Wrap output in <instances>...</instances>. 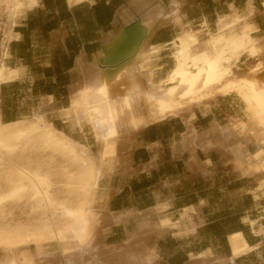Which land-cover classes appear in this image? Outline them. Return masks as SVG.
<instances>
[{
    "label": "crops",
    "instance_id": "crops-1",
    "mask_svg": "<svg viewBox=\"0 0 264 264\" xmlns=\"http://www.w3.org/2000/svg\"><path fill=\"white\" fill-rule=\"evenodd\" d=\"M0 1L5 2H0V63L4 62L7 77H14L0 84V123L41 114L70 137L78 135L79 139L72 138L88 145L91 152L94 145L87 143L88 126H75L64 115L71 87L84 79V67L102 58L103 44L124 22L131 19L125 27L137 22L145 8L157 0H83L77 4L35 0L34 7L28 0ZM16 2L22 6L12 12ZM246 3L187 0L180 11L183 21L200 38L204 34L200 33L201 23L213 29L217 17L229 14L230 5L243 14ZM252 6L249 21L257 30L254 37L263 45L262 0H253ZM176 28L159 29L148 41L152 47L164 46L153 57L156 78L171 58L170 42L177 36ZM218 97L223 103L214 100ZM209 105L206 110L195 109L190 123L170 117L136 132L128 167L120 173H105L99 182L94 208L103 214L95 226L96 247L109 253L124 247L128 235L140 232L142 226L169 218L178 230L147 234L143 229L136 240V245L146 246L156 264H264V196L255 192V176L241 174L221 151L220 128L233 117L245 120V107L235 94L217 95ZM191 127L210 134L201 141L192 137L184 141ZM87 136L94 139L91 132ZM250 146L249 152L255 153ZM108 195L105 202L102 198ZM164 205L166 208L157 213L156 208ZM230 240L241 241L249 251L234 256ZM44 251L54 253L48 247Z\"/></svg>",
    "mask_w": 264,
    "mask_h": 264
},
{
    "label": "bare ground",
    "instance_id": "bare-ground-1",
    "mask_svg": "<svg viewBox=\"0 0 264 264\" xmlns=\"http://www.w3.org/2000/svg\"><path fill=\"white\" fill-rule=\"evenodd\" d=\"M28 1L31 7L36 4L35 0ZM81 1L83 0H68L69 4ZM186 1L157 0L153 6L145 8L133 26L125 27L131 19L125 21V25L103 44L102 58L85 65L84 79L71 87L70 105L68 104L69 108L64 111V115L75 126L89 127L99 145L97 156L90 152L88 145L58 130L41 114H33L28 119L13 123H0V160L18 150L22 144L24 147L27 143L30 145L31 142H37L42 148L67 153L80 165L78 168L82 169L81 178L77 182V203L74 207H59L61 214L67 219L63 229L52 226L45 229V232L29 233L28 240L27 237L19 236L0 237V264H156L147 253L146 246L136 245V240L143 229L147 230V234L178 230L176 223L169 218H157L147 226H142L140 232L128 235L124 247L109 253L104 252V247H96L98 242L94 245L95 226L99 214H103L94 208L99 182L105 173H120L128 167L133 138L140 128L170 117H180L190 123L195 117L194 110H206L211 99L217 95L235 94L245 107V120L239 121L233 117L230 124L220 128L223 135L221 151L228 157L224 158L231 160L241 174L255 176L258 183L255 192L261 191L264 196V59L248 67L241 75L233 70L236 61L245 54L254 58L264 57V46L254 37L257 30L249 21L252 12L245 9L240 14L230 5L229 14L216 18L215 30H210L205 22L201 23L200 26L206 33L205 38L200 40L197 38L198 32H194L182 19L180 10ZM19 3L16 2L12 12L21 8ZM262 6L264 8V0ZM167 26H177L180 29V33L170 44L174 66L163 79L155 82L156 75L152 66L155 47L149 46L148 41L157 30ZM3 65L2 61L0 84L14 78L7 77ZM209 134L210 131H196L191 127L183 139L188 142L192 137L201 141ZM250 145L256 147L255 153L249 152ZM28 178L32 187L28 186V190L33 189L48 203L45 179L38 174L28 175ZM27 179L25 177L26 181ZM18 186L12 184L8 192L5 191L7 194L0 200V210L4 207L2 205H6L3 204L4 201L14 203L16 199H22L21 193L25 196L26 192H21ZM257 196L254 193L253 197L258 198ZM108 198L109 195L102 199L106 202ZM43 200L40 201L43 203ZM49 206L50 204L47 207ZM165 208V205L158 207L156 212L160 213ZM120 216L117 218L120 219ZM47 240L56 243V253L47 254L43 251L42 243ZM31 244L35 246L33 253L29 250ZM230 246L234 250V256L249 251L241 241L230 240ZM242 246L244 248L237 251Z\"/></svg>",
    "mask_w": 264,
    "mask_h": 264
},
{
    "label": "rangeland",
    "instance_id": "rangeland-1",
    "mask_svg": "<svg viewBox=\"0 0 264 264\" xmlns=\"http://www.w3.org/2000/svg\"><path fill=\"white\" fill-rule=\"evenodd\" d=\"M251 6H252V0H247L246 9H249L253 14V6L252 7ZM178 29L179 28L175 29L177 33L176 35L180 33V29L179 30ZM215 29H216V24L214 23L213 29H210V30H215ZM200 32L201 33L204 32L203 29ZM205 33L206 32H204V34L200 38L198 37L197 38L200 40L204 39ZM263 46H264V43H263ZM162 48H164V46L155 47L154 56L157 55L156 53L157 52L159 53L162 50ZM171 56H172V52L170 53V57ZM249 57H252V56H248L245 54L241 56L240 59H238L239 61L238 60L236 61L235 63L236 65L234 64L233 70L236 72L237 75L243 74L245 71H247V69L254 66L257 63V61L264 59V57H258V58L252 57L253 59ZM173 66H174V63L171 57L170 59H168L167 66L165 67V69H163L162 74L157 75L155 82H159L161 79H163ZM153 70L155 72L156 68L153 67ZM222 99H223L222 97H218V98H215L214 100H216V102L219 104V103H223ZM239 106L242 109L244 108L243 105H239ZM242 116L244 117V113H242ZM241 120L243 119L241 118ZM89 132L91 131L89 127H87L85 129L87 143L89 145H92V144L94 145L91 149V152L94 156H97L99 152V145L97 144L95 139H91L89 136H87ZM72 137L79 139L78 138L79 136L76 134H72ZM42 147L43 146H41L37 142H31L30 145L27 143V145L25 144L24 147L22 144L19 146L18 150L13 152L14 155H12L13 153L12 154L10 153V155L9 154L5 155V157L8 158V160L6 158H4L3 160H0L1 161L0 162V193L2 195L4 194L3 197L0 194V200H2V198L6 196L7 193L5 191L8 192V189L10 188V186H12V184L16 186L21 185L23 181L25 180V177L26 179L28 178V175L38 174V176L45 179L44 182L46 185V197L48 198V203L50 204V206L47 207L49 204L46 203V201H44L43 199H41V197H39L33 191V189H30L31 191H29L28 186H30L29 188H32L29 182V178L27 179V181L25 180L21 186H18L22 190L21 192H26L25 196H23L24 193H21L20 195L22 196V199L20 197V199L19 198L16 199L14 203H12L13 201L12 202L10 201L9 203V201L6 200V202L4 201L3 203V204L6 203V205H2L4 207H1L2 208L0 210V237L1 238L19 236L23 238L27 237V240H28L29 233L37 234V232L38 233L45 232V229L47 228L50 229L52 228V226L63 229V227L67 223V219H65V217L61 214V211L59 210L61 208V205L65 207H74L78 201L77 182L81 178V172H82V169L78 168L80 167V165L76 163L72 159V157L68 156L67 153L65 152H60V151L58 152L57 150L53 149L52 151H55L56 153L58 152L56 154L55 152L51 151L52 148L46 149V147L44 148ZM255 150H256L255 146H250V151H255ZM61 153L63 155L60 156ZM73 161L76 163V165ZM7 162L9 164H7ZM8 166L10 168H8ZM15 169L18 171H16ZM23 174H26V176L24 175L25 176L24 177ZM4 178L7 181L6 183L4 182L5 181ZM26 189L28 191H25ZM40 200L41 201L43 200V203ZM51 204L53 206H51ZM55 213L57 216L54 215ZM51 216H53L54 218ZM50 220L52 223L49 222ZM47 241L42 243L43 251H44V247H48L49 251H53L54 253H56L58 251L57 250L58 247L56 243L52 240H47ZM34 249H35L34 244H31V246L29 247L30 252L33 253Z\"/></svg>",
    "mask_w": 264,
    "mask_h": 264
},
{
    "label": "water",
    "instance_id": "water-1",
    "mask_svg": "<svg viewBox=\"0 0 264 264\" xmlns=\"http://www.w3.org/2000/svg\"><path fill=\"white\" fill-rule=\"evenodd\" d=\"M135 23H136V22H135ZM135 23H133V24L129 25L128 27H131V26H133Z\"/></svg>",
    "mask_w": 264,
    "mask_h": 264
}]
</instances>
